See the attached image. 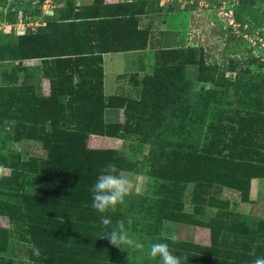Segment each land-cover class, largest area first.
<instances>
[{
	"label": "rangeland",
	"instance_id": "obj_1",
	"mask_svg": "<svg viewBox=\"0 0 264 264\" xmlns=\"http://www.w3.org/2000/svg\"><path fill=\"white\" fill-rule=\"evenodd\" d=\"M8 2L0 0V264H127L126 252L101 239L107 230L91 207L90 189L109 162L133 184L105 214L145 244L132 264H159L147 257L155 242L188 254V264L264 256V219L247 213L252 179L264 182V0L153 1L142 15L143 6L54 0L53 21L23 34L5 25L21 8L5 10ZM116 49H138V58L104 93L102 55L115 52L100 51ZM154 108L157 120H127L122 129L148 126L170 146L141 137L106 149L113 138L92 136L108 131L117 110L121 123L125 111ZM77 133L93 152L96 170L87 175L65 159ZM165 157L174 170L153 176L148 160Z\"/></svg>",
	"mask_w": 264,
	"mask_h": 264
},
{
	"label": "clouds",
	"instance_id": "obj_2",
	"mask_svg": "<svg viewBox=\"0 0 264 264\" xmlns=\"http://www.w3.org/2000/svg\"><path fill=\"white\" fill-rule=\"evenodd\" d=\"M132 187V181L119 173L115 163L109 162L90 189L92 195L91 207L101 214L100 223L107 230L101 239L107 240L109 245L121 252H126L125 260L127 264H132L131 254L133 252L138 253L145 250V244L130 233L123 219L113 222L105 214L109 211L115 212L118 205H123ZM169 239L175 242L176 237L172 236ZM32 252L37 257L41 254L40 249L36 246H33ZM147 257L151 260L158 259L159 264H188L189 260L188 254H174L167 242L151 243L147 248ZM251 264H264V256L256 257Z\"/></svg>",
	"mask_w": 264,
	"mask_h": 264
},
{
	"label": "trees",
	"instance_id": "obj_3",
	"mask_svg": "<svg viewBox=\"0 0 264 264\" xmlns=\"http://www.w3.org/2000/svg\"><path fill=\"white\" fill-rule=\"evenodd\" d=\"M41 0H38V2H40ZM103 2V0H101ZM150 0H147V1H143V0H139V2H119V3H114V4H123V5H126L125 7L127 8H130V7H134V6H143L142 8H140L141 10L138 11V15H142L143 11H144V7H145V4L146 2H148ZM58 10V7L54 8L52 10V14L50 15H44L42 17V20L45 22V25L44 26H40V27H37L35 29V31H41L43 29V27H45L47 25V23H51L53 21V17H54V14L57 12ZM245 11V9H244ZM34 13V14H33ZM134 16H136V14ZM31 15H39V11L38 10H33V12L31 13ZM237 20L241 23L245 22L241 17H237ZM138 49H116V50H113V51H100L101 53H110V52H128V51H136ZM99 59H100V56H99ZM100 65V64H99ZM102 74V73H101ZM101 79V78H100ZM161 90V89H160ZM167 91V90H166ZM165 92V95H167V92ZM160 91H157V95L158 97L156 98L157 100L160 99V96H164V95H160ZM106 107V106H105ZM109 107H114V106H109ZM103 108H101V111H100V118L102 120V113H103ZM107 108V107H106ZM160 109V108H159ZM158 108H154L152 110H148V114H144L140 111V114H136V117H129V113L128 112H124L123 114V120L121 123H114L113 125H109L108 126V131L107 132H101V133H97L96 135L98 136H106V137H113V138H116V139H119V140H122V141H131V142H141V137H143V140L142 142L145 143V144H150L152 145L153 147H156V148H165L167 146H170V143L169 141L165 144H164V141L165 140H162L159 138L158 136V133H157V138L156 140H153V137H156V133H153L154 135L151 136V132H149V129H148V126H145L143 127V130L144 131L143 133H139V132H136V131H131V132H128L127 130L125 129H122V126L125 122H132L133 125L135 126V124L137 123V125L139 124L138 122L140 120H142L144 122V124H149V122L155 120H157V116H158V111H159ZM81 119H79L80 121ZM138 121V122H137ZM168 122L169 121H165L164 122V125H166V127L168 126L169 129H166V133L165 135L168 134V138L171 139V128H170V125H168ZM172 123H174V121H170ZM176 122V121H175ZM128 124V123H127ZM82 130H84L83 126H82ZM73 138L69 139L68 140V146L70 148V151H71V154H67L65 156V159H68L70 160V162L74 165L75 169H76V172L78 174L82 173L83 171H86V175L89 174V172H92L94 170H96V167H94L92 165V163H94L92 161V157H93V152L92 151H87L85 149V146L81 145V142H80V139L82 138L80 136V134H75V135H72ZM165 138V137H164ZM158 139V141H157ZM166 139V138H165ZM156 142V144H155ZM81 145V148L78 146ZM142 144V143H140ZM73 147V149H71ZM153 149V148H152ZM75 150V151H74ZM157 150H161V149H157ZM116 152V151H115ZM149 152V150H148ZM152 152V150H151ZM160 152V151H159ZM150 153V152H149ZM187 153V152H185ZM114 154V153H113ZM170 154V153H169ZM119 157L121 158H124L123 156H121L120 154H118ZM165 159L167 161H164L163 163L160 162V160H156V159H150L148 160V168L150 169V171L152 172V175L154 176L155 175V171H158V168L160 167H163L165 168L167 171L169 169L174 170L175 168V165L172 163V161H169L168 158L165 157ZM119 172L120 171H125V170H122V169H118ZM87 178V177H86Z\"/></svg>",
	"mask_w": 264,
	"mask_h": 264
},
{
	"label": "crops",
	"instance_id": "obj_4",
	"mask_svg": "<svg viewBox=\"0 0 264 264\" xmlns=\"http://www.w3.org/2000/svg\"><path fill=\"white\" fill-rule=\"evenodd\" d=\"M9 4H7L5 6V10H7L8 8L11 7V5H17V0H8ZM153 1H159V0H150L148 1L149 3L153 2ZM144 18L141 17V19ZM6 25V24H5ZM138 52L137 51H128V52H116V53H112V54H104L102 55V62H103V89H104V93L106 91V82L108 83V87L107 89L110 91L112 89V86L114 85V81L116 76L119 73H124L123 71L125 70L124 68L126 67V62H130L132 64V59H137L138 58ZM106 65V67H105ZM108 65V66H107ZM107 67H109L110 71L109 73H107ZM107 77H109L107 79ZM107 110V109H106ZM106 110H104V117L106 116ZM117 110V109H115ZM108 113V112H107ZM119 113L117 110V114L114 115V117L116 118V122H120L119 120ZM114 120L112 121L113 123H116ZM93 138H95L96 141H98L99 144H102V142L104 143H108L110 141L109 138H113V137H106V136H98V135H92ZM102 138H105V140ZM113 143L112 146H115L113 148H106V149H114L117 148L119 150H121V141L119 139L113 138ZM264 182L261 180H257V179H252L251 181V190H250V200H251V204H249L247 207V210L249 209V207L252 208L253 211V217H255L256 219H264ZM247 213H249V210L247 211Z\"/></svg>",
	"mask_w": 264,
	"mask_h": 264
},
{
	"label": "built area",
	"instance_id": "obj_5",
	"mask_svg": "<svg viewBox=\"0 0 264 264\" xmlns=\"http://www.w3.org/2000/svg\"><path fill=\"white\" fill-rule=\"evenodd\" d=\"M108 3H117V2H131L134 0H105ZM161 3H167V2H171L173 0H159ZM176 2H179L180 0H174ZM17 5L19 7H21L20 9H16V14H15V23L14 24H7L6 25L8 27L13 26V28H17L20 29L19 31H17L18 34H23L26 29H34L36 27L39 26H43L44 25V21L42 20V17L44 15H48V14H42V11L48 7L50 9H54L56 8V4L54 2V0H41L40 2L37 1V3L35 4H31V0H17ZM54 2V3H53ZM26 5H28V7H26ZM33 5L34 8H33ZM32 8L35 10L39 11V15H31L32 13ZM11 11H14V9ZM27 11V13H25Z\"/></svg>",
	"mask_w": 264,
	"mask_h": 264
}]
</instances>
